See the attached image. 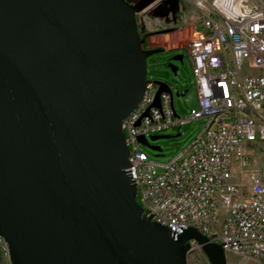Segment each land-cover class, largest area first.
<instances>
[{"label":"water","instance_id":"1","mask_svg":"<svg viewBox=\"0 0 264 264\" xmlns=\"http://www.w3.org/2000/svg\"><path fill=\"white\" fill-rule=\"evenodd\" d=\"M145 5L0 0V235L13 264H189L191 239L228 264L221 243L176 235L137 200L122 122L163 49H144Z\"/></svg>","mask_w":264,"mask_h":264},{"label":"built area","instance_id":"2","mask_svg":"<svg viewBox=\"0 0 264 264\" xmlns=\"http://www.w3.org/2000/svg\"><path fill=\"white\" fill-rule=\"evenodd\" d=\"M190 1L196 13L182 46L192 62L197 105L182 117L172 87L167 83L172 92L159 94L160 84L148 79L122 122L128 171L152 220L176 235L196 228L226 253L264 262V155L263 166L254 168L251 148L264 150V0ZM200 119L198 134L171 159L141 149V137ZM189 242V254L202 250Z\"/></svg>","mask_w":264,"mask_h":264},{"label":"rangeland","instance_id":"3","mask_svg":"<svg viewBox=\"0 0 264 264\" xmlns=\"http://www.w3.org/2000/svg\"><path fill=\"white\" fill-rule=\"evenodd\" d=\"M139 0H131L137 3ZM146 5L138 13L139 26L143 33L148 34V47H165L148 58V79L168 83L175 94L174 103L178 114L188 117L191 108L197 105V89L190 56L182 45L191 31V16L196 13L190 0H145ZM176 47V48H175ZM182 55V59L174 57ZM176 66L174 71L172 66ZM182 92L180 95L177 93ZM204 120H192L181 128H172L157 135H169L166 138L152 140L151 145H159L162 151L153 150L148 145L141 147L150 157L165 161L174 157L184 149L198 134ZM181 133V135H177ZM261 144L251 147L255 152L254 168L263 166L264 150ZM262 146V145H261ZM263 147V146H262ZM248 182V179H246ZM248 193V185L243 189ZM139 201V199H138ZM228 264H264V262L245 258L232 252L227 253ZM189 264H211L203 250L189 254ZM0 264H11L6 252L0 246Z\"/></svg>","mask_w":264,"mask_h":264},{"label":"bare ground","instance_id":"4","mask_svg":"<svg viewBox=\"0 0 264 264\" xmlns=\"http://www.w3.org/2000/svg\"><path fill=\"white\" fill-rule=\"evenodd\" d=\"M7 245H9V242L3 236L0 235V246L6 252L7 256L9 257V259L11 261V264H13L12 260H11V254H10V251H9L10 247L8 249Z\"/></svg>","mask_w":264,"mask_h":264},{"label":"trees","instance_id":"5","mask_svg":"<svg viewBox=\"0 0 264 264\" xmlns=\"http://www.w3.org/2000/svg\"><path fill=\"white\" fill-rule=\"evenodd\" d=\"M127 1L130 2V3H132L131 0H127ZM137 19H138V15H137ZM138 23H139V21H138ZM139 30L141 32L142 38L144 39V49H148L149 48L148 47V42H147L148 34L143 33L142 30H141V28H140V26H139ZM137 200H138V198H137Z\"/></svg>","mask_w":264,"mask_h":264},{"label":"crops","instance_id":"6","mask_svg":"<svg viewBox=\"0 0 264 264\" xmlns=\"http://www.w3.org/2000/svg\"><path fill=\"white\" fill-rule=\"evenodd\" d=\"M159 48H164L165 49V47H159ZM176 48V47H175Z\"/></svg>","mask_w":264,"mask_h":264}]
</instances>
